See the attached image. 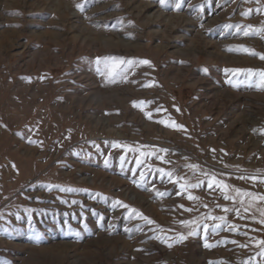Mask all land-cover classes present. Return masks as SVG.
Listing matches in <instances>:
<instances>
[{"label": "rangeland", "instance_id": "1", "mask_svg": "<svg viewBox=\"0 0 264 264\" xmlns=\"http://www.w3.org/2000/svg\"><path fill=\"white\" fill-rule=\"evenodd\" d=\"M59 1L0 0V264L259 260L255 244L231 241L264 238V225L231 212L239 231L209 234V242L225 243L205 248L202 226L174 243L188 231L181 220L223 215L232 202L206 181L191 190L200 200H188L183 181L157 169L191 183L215 173L264 193V184L239 179L264 170V88L225 71L264 69L258 55L240 50L264 53V38L235 28L264 26V11H255L264 0H89L83 12L82 0ZM109 56L151 64L125 65L127 78L113 83L97 71L96 58ZM114 141L139 151L112 148ZM115 200L155 223L129 219Z\"/></svg>", "mask_w": 264, "mask_h": 264}, {"label": "snow or ice", "instance_id": "2", "mask_svg": "<svg viewBox=\"0 0 264 264\" xmlns=\"http://www.w3.org/2000/svg\"><path fill=\"white\" fill-rule=\"evenodd\" d=\"M89 2V0H82L81 3H78L76 7L81 11L86 10V5ZM259 2V0H258ZM161 4L165 3V0H160ZM177 7H179V4H177ZM253 9H248L245 12H242V15H249ZM257 12L264 11V8H257L255 9ZM228 28H232L233 25H226ZM235 28L237 29V32H243L245 36L249 35H260L262 38H264V26H254V25H247V26H241L239 24L235 25ZM240 50L250 54V55H258L261 60H264V53H256L253 49H249L243 45L240 46ZM96 64H97V71L100 72L102 76L105 77V79L108 82H115L117 78L126 79L127 78V69L125 68V65L128 67H132L134 64L139 65H150L151 62L148 60H139V61H133V60H126L124 57H97L96 58ZM103 65V70L101 71L100 65ZM226 72H230L234 75L244 74L247 79L251 80L253 77L257 78V87L264 88V69H252V68H234V69H226ZM230 84L232 83V80L229 79L228 81ZM146 87L152 86L151 84L145 85ZM133 106L136 107H142L143 105L150 103L149 101H133ZM166 111V109L162 108H156V112L160 111ZM177 111L179 109L177 108ZM145 115L148 116L149 119L152 118L151 112H145ZM159 123L165 124V126H171L175 129H184V126L181 124L176 123L175 121L169 120H160ZM261 133L264 134V129H260ZM30 143H37L38 141H29ZM112 148H124L127 151H139L138 149L132 148L130 145L122 144L121 142L114 141L111 143ZM97 149H99V146L97 145ZM161 152L167 151L166 149H161ZM215 151V150H213ZM155 151L152 152H140L141 156H152L155 155ZM161 160H164L163 156L158 157ZM120 159L123 161L124 156H121ZM107 163V160L105 161ZM136 163L139 165L142 163V161L137 158ZM13 167L15 165L13 164ZM151 167V165H149ZM187 167L191 168L194 172L200 170L199 166L196 164H190L187 165ZM158 172H160L162 175H166L170 180L173 182H180V189L182 192L187 193V199L191 201H199L200 197L196 196L192 193V189L200 188L206 181L207 188L208 189H218L225 201L232 202V207H223V215H214L212 213H208L206 216L203 217H196L193 219H185L181 220L179 223L183 225L186 229H188L187 234L184 233H177L175 238L173 239L174 243H180L184 240H186L189 236H195L197 235L198 231L202 230L204 233V247L207 249H211L213 247H216L220 244L225 243V240H217L214 243L209 242V234H216L218 233L222 228H226L229 232H238L240 229V225L237 223H229L228 220V213H234L236 217H239L241 220L244 219H251L258 221L260 225H264V193L261 192H253L250 190H246L240 187H236L224 179L218 178L215 173H208L204 172L203 176L205 179L197 178L195 183H191L188 180H185L184 177H177L175 174L171 171H165L163 168L157 169ZM141 176L143 177V173H141ZM240 180H248L252 182H259L264 184V170H256L255 173L250 175H241L239 177ZM51 187V186H50ZM62 191H74L72 188H62ZM160 196L165 195V193H157ZM181 193L178 192L177 195H180ZM73 203H76V201H73ZM113 206H120L127 210L128 212V218H135L138 219H144L149 224H154L155 221L151 220L149 217L144 216L142 212L139 210L131 207L130 205L124 203L120 200H115L113 202ZM180 207H184L181 205ZM204 207L207 208L208 205L204 204ZM217 207H221L220 205H217ZM186 211L192 212L194 211L193 208H187ZM0 216H2V213H0ZM17 219H20V216H16ZM103 219V217H101ZM85 228H87V225H84ZM241 235L248 236L249 234L247 232L241 233ZM39 238L37 234V239ZM156 239L161 240V242L167 244L168 247H172V244L168 242L169 238L166 236H157ZM231 243L238 244L242 248H246L249 246V244H255L258 248L257 256L260 258L257 260L256 257H251L247 261H242L241 264H264V238H254L249 237V241L246 244H239L237 240H232ZM208 264H226L224 261H209Z\"/></svg>", "mask_w": 264, "mask_h": 264}, {"label": "bare ground", "instance_id": "3", "mask_svg": "<svg viewBox=\"0 0 264 264\" xmlns=\"http://www.w3.org/2000/svg\"><path fill=\"white\" fill-rule=\"evenodd\" d=\"M61 1V0H60ZM60 1H59V3H60ZM62 4V3H61ZM60 5V4H59ZM61 7H63V6H61ZM65 7V6H64ZM148 8H149V6H147ZM65 10H66V8H65Z\"/></svg>", "mask_w": 264, "mask_h": 264}]
</instances>
